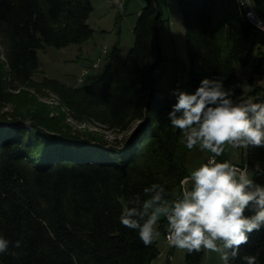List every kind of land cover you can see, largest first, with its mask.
<instances>
[{"label":"trees","instance_id":"16d2710c","mask_svg":"<svg viewBox=\"0 0 264 264\" xmlns=\"http://www.w3.org/2000/svg\"><path fill=\"white\" fill-rule=\"evenodd\" d=\"M177 3L192 93L205 78L222 79L234 99L264 102V87L251 78L246 94L235 71L237 64L250 66L264 77V31L247 19L240 3ZM251 5L264 14V0ZM92 11L91 0H0L5 49L0 99L10 101L8 88L37 82L40 49L86 42L93 34L87 23ZM162 21L158 0H146L133 27V45L124 57L113 50L99 77L73 88L47 77L38 82L75 120L127 132L121 143L63 132L55 118L33 108L20 110L22 116H0V235L10 241L0 264H153L156 240L145 246L138 231L123 226L119 217L130 201L147 198L146 187L158 183L175 198L189 176L191 150L170 124L173 100L161 83ZM244 161L254 166L251 178L264 185L257 171L264 170V148H247ZM165 223L163 217L158 222L162 235ZM202 254L186 252L187 263L198 264ZM256 254L264 264V227L250 235L230 264H245L244 256Z\"/></svg>","mask_w":264,"mask_h":264},{"label":"clouds","instance_id":"9594fccd","mask_svg":"<svg viewBox=\"0 0 264 264\" xmlns=\"http://www.w3.org/2000/svg\"><path fill=\"white\" fill-rule=\"evenodd\" d=\"M244 3L253 8L247 0ZM257 27L264 31V22ZM172 95L176 103L168 119L180 130V142L189 150L198 146L211 155L207 163L181 180L179 196L170 199L164 186L154 183L143 190L146 199L136 197L122 210L120 223L137 230L143 244L149 246L160 235L158 222L163 217L170 246L189 254L202 249L217 253L223 264H230L250 235L264 227V185L256 183L247 168L218 158L227 146L264 148V102L234 99L233 90L226 89L222 79L205 78L194 93L177 88ZM257 171L264 175V170ZM9 245L0 235V254L8 252ZM19 246L17 241L15 247ZM243 260L258 264V254Z\"/></svg>","mask_w":264,"mask_h":264},{"label":"rangeland","instance_id":"374dc122","mask_svg":"<svg viewBox=\"0 0 264 264\" xmlns=\"http://www.w3.org/2000/svg\"><path fill=\"white\" fill-rule=\"evenodd\" d=\"M146 0H123L120 7L115 0H91L93 11L87 23L93 29L92 36L84 43L70 44L66 47L55 48L45 46L38 51L40 68L33 76L35 82L28 86L8 88L11 94L10 101L0 99V116L16 115L20 110L33 108L48 117L55 118V124L63 132L72 133H92L109 144L121 143L127 136V132L118 129H109L96 122H81L75 120L69 111L60 103L58 97L48 89L42 88L38 82L43 77L57 80L63 85L70 84V87H78L89 84L99 77L106 59L113 50L124 57L134 43L133 27L137 19L138 12L142 9ZM251 4V0H249ZM163 12V21L160 31V42L163 53L166 57L164 74L161 79L163 88L168 96L176 103V98L172 95L175 87L176 73L181 71L182 87L180 90L192 93L187 82V56L184 42V30L181 23V15L177 0H158ZM264 22V14H258ZM5 49L0 41V56L4 59ZM92 63H98L93 68ZM83 70H88L83 74ZM235 71L241 78L240 86L248 94L251 90L250 79L254 83L258 82L264 87V77L252 72L250 66L235 65ZM82 78L81 83H77L78 78ZM25 121V119H24ZM28 121V120H26ZM210 155L207 150H201L198 146L191 149L189 154V173L198 168ZM246 158L245 148L226 147L224 155L218 158L219 162L224 160L232 164H241ZM254 172V166H250V177ZM156 239L158 255L153 264H188L186 261L187 250L176 247L170 248L165 242L162 232ZM171 249V252H170ZM202 257L198 264H223L217 253L201 250ZM171 254L170 259L168 256Z\"/></svg>","mask_w":264,"mask_h":264},{"label":"built area","instance_id":"2783aa9c","mask_svg":"<svg viewBox=\"0 0 264 264\" xmlns=\"http://www.w3.org/2000/svg\"><path fill=\"white\" fill-rule=\"evenodd\" d=\"M122 1H123V0H115L116 4H117L119 7H120L121 5H123V2H122ZM237 1L240 3V5L242 6V8L244 9V12H245V15H246L247 19H248V20H249V21H250L255 27H257V23H258V22H263L262 19L260 18V16L257 14V12H256L253 8H249V6H248L246 3H244L245 0H237ZM247 2L250 4L249 0H247ZM249 12H253L254 15L250 17V16L248 15ZM257 28H259V27H257ZM259 29H260V28H259ZM87 72H88V70H83V74H87ZM181 77H182L181 71H178V72L176 73L175 87H177V88H179V89H181V87H182ZM81 82H82V78L80 77V78L77 79V83H81ZM66 86L70 87V84L67 83ZM210 155H211V154H210ZM210 155H208V156L205 158L204 163H207L208 157H209ZM204 163H203V164H204ZM234 165H236V166H238V167H241V168H247L248 171H249V173H250V167H249V164H248L246 161L242 162L241 164H234ZM183 179H184V178H183ZM180 193H181V187H180ZM179 195H180V194H179ZM163 236H164V240H165V242L169 245V243H168V241H167V222L165 223V231H164ZM169 246H170V245H169ZM170 248H174V246H170ZM170 251H171V249H170ZM170 257H171V254L168 256V258L170 259Z\"/></svg>","mask_w":264,"mask_h":264},{"label":"crops","instance_id":"0c3cea01","mask_svg":"<svg viewBox=\"0 0 264 264\" xmlns=\"http://www.w3.org/2000/svg\"><path fill=\"white\" fill-rule=\"evenodd\" d=\"M91 65L93 66V68H95L96 66H98V63H92ZM189 166H190V162L188 163V168ZM188 175H190L189 170H188Z\"/></svg>","mask_w":264,"mask_h":264}]
</instances>
